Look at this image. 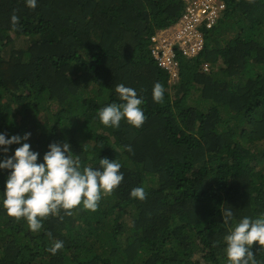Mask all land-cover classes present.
<instances>
[{
	"label": "trees",
	"instance_id": "obj_1",
	"mask_svg": "<svg viewBox=\"0 0 264 264\" xmlns=\"http://www.w3.org/2000/svg\"><path fill=\"white\" fill-rule=\"evenodd\" d=\"M222 1L203 50L176 51L173 78L150 37L178 20L181 0H0V132L31 133L40 158L67 142L82 167L107 157L124 173L96 210L61 209L36 232L0 207V264H228L230 228L264 214V0ZM118 84L144 99L139 128L96 118L120 102ZM138 186L143 200L130 196ZM251 250L264 264V247Z\"/></svg>",
	"mask_w": 264,
	"mask_h": 264
},
{
	"label": "clouds",
	"instance_id": "obj_2",
	"mask_svg": "<svg viewBox=\"0 0 264 264\" xmlns=\"http://www.w3.org/2000/svg\"><path fill=\"white\" fill-rule=\"evenodd\" d=\"M181 1V16L171 26L157 30L150 37L151 41L156 34L167 32L180 23L186 8V1ZM219 1L225 5L224 1ZM27 3L31 8L37 6V0H27ZM225 9L226 5L215 25L211 28H201L204 44L205 31L217 25ZM12 21L16 22L17 17L13 16ZM203 48L204 45L199 52ZM115 91L120 102H113L98 109L96 118L103 125L114 128L119 127L122 120L137 128L142 126L146 119L141 107L144 103L143 97L138 95L135 88L124 84H118ZM164 94V85L155 82L152 88L153 100L161 101ZM30 136L31 133L8 136L0 132V171L7 172L3 190H0V207H3L10 217L25 218L33 232L41 229L42 218L57 215L61 209L69 210L82 203L84 208L96 210L102 194L111 193L124 179V173L120 171L122 165L115 159L105 157L99 159L98 167H82L78 155L71 152V146L67 142L50 143L48 150L40 158V153L31 150V145L27 142ZM12 145L19 147L8 155ZM127 149L131 151V146H127ZM130 196L143 200L146 191L138 186L131 190ZM232 218L233 208L227 205L223 210L222 219L227 222ZM224 241L228 264H259L251 248L254 242L264 247V214L255 219L248 216L241 218L230 228ZM62 246V241H56L53 251Z\"/></svg>",
	"mask_w": 264,
	"mask_h": 264
},
{
	"label": "built area",
	"instance_id": "obj_3",
	"mask_svg": "<svg viewBox=\"0 0 264 264\" xmlns=\"http://www.w3.org/2000/svg\"><path fill=\"white\" fill-rule=\"evenodd\" d=\"M185 1L186 8L180 23L173 29L162 31L152 37L154 59L158 66L167 70L173 78H176L178 69L176 51H180L186 57L195 56L204 45L201 28H211L215 25L225 7L219 0Z\"/></svg>",
	"mask_w": 264,
	"mask_h": 264
},
{
	"label": "rangeland",
	"instance_id": "obj_4",
	"mask_svg": "<svg viewBox=\"0 0 264 264\" xmlns=\"http://www.w3.org/2000/svg\"><path fill=\"white\" fill-rule=\"evenodd\" d=\"M121 221H122L121 223H123L124 226L130 225V221H129V219H123V220H121Z\"/></svg>",
	"mask_w": 264,
	"mask_h": 264
}]
</instances>
